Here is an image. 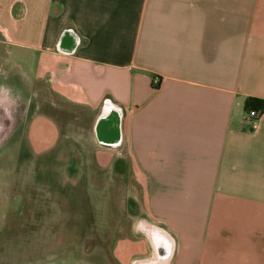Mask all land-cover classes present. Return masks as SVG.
<instances>
[{
  "label": "crops",
  "instance_id": "1",
  "mask_svg": "<svg viewBox=\"0 0 264 264\" xmlns=\"http://www.w3.org/2000/svg\"><path fill=\"white\" fill-rule=\"evenodd\" d=\"M0 52L90 112L171 264H264V110L246 108L264 98V0H0ZM107 102L117 145L97 137Z\"/></svg>",
  "mask_w": 264,
  "mask_h": 264
},
{
  "label": "rangeland",
  "instance_id": "2",
  "mask_svg": "<svg viewBox=\"0 0 264 264\" xmlns=\"http://www.w3.org/2000/svg\"><path fill=\"white\" fill-rule=\"evenodd\" d=\"M47 90H24L32 109L0 100V264H127L149 242L130 205L141 182L94 143L88 110Z\"/></svg>",
  "mask_w": 264,
  "mask_h": 264
},
{
  "label": "flooded vegetation",
  "instance_id": "3",
  "mask_svg": "<svg viewBox=\"0 0 264 264\" xmlns=\"http://www.w3.org/2000/svg\"><path fill=\"white\" fill-rule=\"evenodd\" d=\"M10 58L11 57L8 54V52H3V54L0 53V100H2L3 104H6V101L9 103L11 101V98L15 97L17 94L18 95V97H16L17 100L20 101L23 99L27 101L29 105L28 108L32 109L35 106V101L32 100L33 99L32 96L30 95L27 96V94H25L24 92V90L29 92V89H27V86L25 85L26 79L24 77V74H22L21 70H17L13 68V66L9 62ZM15 101H13V108L15 107L14 104ZM28 108H27V115L29 113ZM7 116L10 117V126H9L10 129L12 124L11 121L12 117L9 116V114H7ZM131 198H132L130 199L131 210L134 216L138 220L137 227L143 232V235H145L148 238L149 242L145 239L147 250L146 251L141 250V252L137 254L135 253L136 256L133 259H130V261L127 264H149V263H142L145 261L147 262L150 261L152 264H171L173 258V251L172 253H169L170 252L168 250L169 243H167L166 240L162 242V240L158 241L154 239L155 233L159 234V232L156 230L157 227L149 219L143 217L141 218V214H143V212L141 211V207L137 203L138 199L133 195ZM132 206L133 207L136 206V208L132 209ZM150 232H152L153 235L152 233L150 234ZM139 246L140 249L141 248L143 249L142 244H139ZM49 264H60V263L54 261V262H50Z\"/></svg>",
  "mask_w": 264,
  "mask_h": 264
},
{
  "label": "water",
  "instance_id": "4",
  "mask_svg": "<svg viewBox=\"0 0 264 264\" xmlns=\"http://www.w3.org/2000/svg\"><path fill=\"white\" fill-rule=\"evenodd\" d=\"M1 111L2 109H0V112ZM103 111L104 113L101 115V117L99 118L97 122V129H96L97 137L99 138L101 142H104V143L106 142L112 145H117L119 144L121 140V131H120L121 117H122L121 110L116 105L110 102H107ZM7 114L8 113L6 112L3 115L7 116ZM5 130L6 128L3 127V132ZM156 230L160 233L161 237H163L162 242L166 240L167 243H169L168 250L170 251L169 253H172L173 247H174L173 239L170 237L168 232H166L165 230L160 229V228H157ZM142 263L152 264L150 261L148 262L145 261Z\"/></svg>",
  "mask_w": 264,
  "mask_h": 264
},
{
  "label": "trees",
  "instance_id": "5",
  "mask_svg": "<svg viewBox=\"0 0 264 264\" xmlns=\"http://www.w3.org/2000/svg\"><path fill=\"white\" fill-rule=\"evenodd\" d=\"M246 108L248 110L257 109L259 111L264 110V98L249 97L246 101Z\"/></svg>",
  "mask_w": 264,
  "mask_h": 264
},
{
  "label": "built area",
  "instance_id": "6",
  "mask_svg": "<svg viewBox=\"0 0 264 264\" xmlns=\"http://www.w3.org/2000/svg\"><path fill=\"white\" fill-rule=\"evenodd\" d=\"M155 82H159V78H155ZM261 112L257 109H251L249 110V116L252 117V122L255 124L257 122V119L260 117Z\"/></svg>",
  "mask_w": 264,
  "mask_h": 264
},
{
  "label": "bare ground",
  "instance_id": "7",
  "mask_svg": "<svg viewBox=\"0 0 264 264\" xmlns=\"http://www.w3.org/2000/svg\"><path fill=\"white\" fill-rule=\"evenodd\" d=\"M2 79V78H1ZM3 106H2V110H3ZM43 108V107H42ZM34 117V116H33ZM108 180V179H107ZM110 183V182H109ZM115 184V183H114ZM152 232H150V234H151ZM152 235H153V233H152ZM154 239L155 240H158V241H160V240H162L163 239V237H161V235H160V233L159 234H157V233H155V235H154Z\"/></svg>",
  "mask_w": 264,
  "mask_h": 264
}]
</instances>
